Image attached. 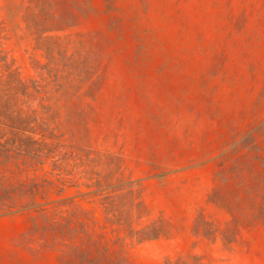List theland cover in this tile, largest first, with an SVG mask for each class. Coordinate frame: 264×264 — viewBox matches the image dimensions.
I'll list each match as a JSON object with an SVG mask.
<instances>
[{
    "label": "rangeland",
    "instance_id": "obj_1",
    "mask_svg": "<svg viewBox=\"0 0 264 264\" xmlns=\"http://www.w3.org/2000/svg\"><path fill=\"white\" fill-rule=\"evenodd\" d=\"M0 264H264V0H0Z\"/></svg>",
    "mask_w": 264,
    "mask_h": 264
}]
</instances>
